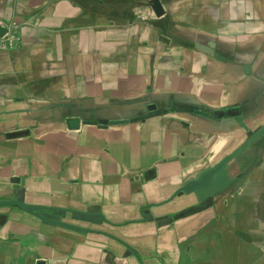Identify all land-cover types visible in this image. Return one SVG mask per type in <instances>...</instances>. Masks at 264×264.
Here are the masks:
<instances>
[{
    "label": "crops",
    "instance_id": "1",
    "mask_svg": "<svg viewBox=\"0 0 264 264\" xmlns=\"http://www.w3.org/2000/svg\"><path fill=\"white\" fill-rule=\"evenodd\" d=\"M0 20L21 25L0 51V264H243L264 0H0Z\"/></svg>",
    "mask_w": 264,
    "mask_h": 264
},
{
    "label": "rangeland",
    "instance_id": "2",
    "mask_svg": "<svg viewBox=\"0 0 264 264\" xmlns=\"http://www.w3.org/2000/svg\"><path fill=\"white\" fill-rule=\"evenodd\" d=\"M253 231L258 236V241L240 246V252L244 255L243 264H264V224Z\"/></svg>",
    "mask_w": 264,
    "mask_h": 264
},
{
    "label": "built area",
    "instance_id": "3",
    "mask_svg": "<svg viewBox=\"0 0 264 264\" xmlns=\"http://www.w3.org/2000/svg\"><path fill=\"white\" fill-rule=\"evenodd\" d=\"M0 51L17 47L21 41V25L18 21L4 22L0 20Z\"/></svg>",
    "mask_w": 264,
    "mask_h": 264
},
{
    "label": "water",
    "instance_id": "4",
    "mask_svg": "<svg viewBox=\"0 0 264 264\" xmlns=\"http://www.w3.org/2000/svg\"><path fill=\"white\" fill-rule=\"evenodd\" d=\"M0 31H2V29L0 28Z\"/></svg>",
    "mask_w": 264,
    "mask_h": 264
}]
</instances>
